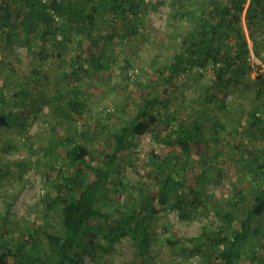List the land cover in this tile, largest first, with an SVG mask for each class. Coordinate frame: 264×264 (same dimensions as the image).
I'll use <instances>...</instances> for the list:
<instances>
[{"label": "rangeland", "instance_id": "rangeland-1", "mask_svg": "<svg viewBox=\"0 0 264 264\" xmlns=\"http://www.w3.org/2000/svg\"><path fill=\"white\" fill-rule=\"evenodd\" d=\"M17 7L24 12L23 3ZM207 9L204 0H145L139 15L132 13L124 21L108 15L107 20L119 27V33L106 45L97 32L91 41L73 30L66 33L68 36L62 32L46 36L45 41L43 31H39L27 42L21 26L16 31L0 28V113L6 121L0 124V251L18 241H30L29 246L37 241L32 255H45L50 245L46 233L59 230L47 199L55 192L60 169L66 168L65 147L53 156L45 155L43 148L50 141L66 143L74 135L76 142L88 143L92 151L101 152L109 138L108 129H102L104 123L117 125L134 113L136 103L144 97L158 96L163 116L202 126L193 156L174 155L180 150L175 143L161 151L166 156L173 154L178 178L186 183L181 199L189 202L195 198L190 185L201 198L196 208L190 206L187 218L176 209L159 206L148 222L150 246L146 254L138 253L129 238L107 242L97 237L83 264H208V249L192 252L188 240L225 225L217 210L229 211L236 201L232 192L243 186L245 159L251 152L264 159V135L253 131L249 114L254 110L264 120V96L257 95L254 85L257 73H264V63L249 39L252 50L248 58L262 68L253 70L239 84L225 88L216 79L212 62L207 65L203 60L186 59L171 78L176 54L184 52L185 42L199 31L198 15ZM14 15L15 23H20ZM243 25L247 30L245 20ZM257 33L264 55V29ZM233 42L225 40L223 49L228 50ZM90 46L103 55L106 69L96 71L87 64ZM79 56L85 65L81 78L72 74L66 79L65 73H72L71 64ZM35 69L41 73L34 78L30 74ZM169 78L171 82L166 80ZM75 101L84 103L82 112L74 108ZM161 119L157 130L164 136L172 125ZM90 125L94 127L87 136ZM143 161L135 153L121 163L126 184L111 195L112 203L131 206L147 193L157 198L154 175L148 174ZM240 219L237 214L233 229L240 228ZM257 222L260 229L244 248L240 264H264V217Z\"/></svg>", "mask_w": 264, "mask_h": 264}, {"label": "trees", "instance_id": "trees-1", "mask_svg": "<svg viewBox=\"0 0 264 264\" xmlns=\"http://www.w3.org/2000/svg\"><path fill=\"white\" fill-rule=\"evenodd\" d=\"M18 3L24 4V12L17 7ZM204 3L208 9L198 15L199 31L185 42L184 52L176 54L175 62L170 67L171 78L183 67L186 59L191 62L203 60L207 65L211 61L216 79L228 88L250 77L253 70L262 68L257 61L252 63L248 55L252 50L250 39L255 55L264 63L257 33L259 28L264 29V0H204ZM144 4L145 0H0V12H3L0 28L16 31L17 26H21L27 42L31 41L33 33L39 31H43L45 41L46 36H55L58 32L66 34L70 30L91 41L97 32L106 45L119 33V27L107 20L108 15L124 21L132 13L139 15ZM14 14L21 19L20 23H15ZM60 19L61 22L57 23ZM244 20L247 30L243 25ZM231 39L234 42L228 50H224L223 42H230ZM62 44L56 48L60 49ZM186 52L190 54L189 58ZM78 58L71 64L72 73H65L66 79H71L72 74L76 79L81 78L82 67L85 65L81 62L82 57ZM87 60V64H92L96 71L106 69L103 55L97 53L93 46L89 47ZM221 62H225L224 66L218 67ZM39 73L41 71L35 69L30 75L35 78ZM171 78L166 80L171 82ZM254 82L257 95L264 96V73L258 72ZM140 85L144 83L140 82ZM73 106L82 112L84 103L75 101ZM160 107L158 96L144 97L136 103L131 116L127 115L117 125L104 123L102 129H108L109 138L107 145L98 153L92 151L88 143L76 142L74 135L68 137L66 143L50 141L43 148L45 155L53 156L61 146L65 147L66 168L60 169L53 186L55 192L47 199L50 210H54L56 215L54 218L59 230L57 233H46L50 245L45 255H32L34 246L35 249L38 247L37 241L31 246L30 241H18L3 246L0 264H83L84 255L89 253L93 238L97 237L107 242L129 238L138 253L144 255L150 246L148 222L159 212V206L163 210L176 209L182 218H187L190 206L196 208L200 193L190 185V192L195 198L189 202L181 199L186 183L178 178L180 175L175 170L173 154L166 156L161 151L175 143L180 146V150L174 155L186 159L193 156L195 146L200 142L202 126L197 122H178L172 115L163 116ZM249 114L250 124L255 127L253 131L264 135L262 117L254 110ZM161 116L164 122L172 125V129L164 136L157 130L162 121ZM5 122L4 115L0 113V124ZM93 127L88 126L87 136ZM135 153L146 162L148 174L154 175L157 198H151L147 193L139 201L132 202L131 206H124L120 201L112 203L111 195L119 192L120 187L126 184L122 177L121 163ZM242 169L243 186L239 190L233 189L232 197L236 201L232 208L222 213L217 210L226 221L225 225L188 240L193 246L192 252H203L205 247L208 249V264H240L244 259V248L260 229L257 221L264 217V159L257 156L256 152H251ZM246 192H249L248 196ZM239 200L243 206L237 203ZM144 209L147 214L143 213ZM237 214L241 217L240 228L233 229L232 223ZM46 217L50 219L51 216L46 214ZM52 259L55 260L50 263Z\"/></svg>", "mask_w": 264, "mask_h": 264}]
</instances>
